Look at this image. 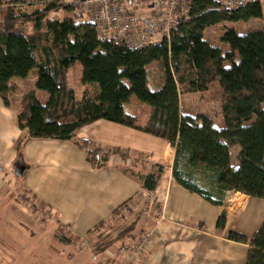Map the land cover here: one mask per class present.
Returning <instances> with one entry per match:
<instances>
[{
	"label": "trees",
	"instance_id": "16d2710c",
	"mask_svg": "<svg viewBox=\"0 0 264 264\" xmlns=\"http://www.w3.org/2000/svg\"><path fill=\"white\" fill-rule=\"evenodd\" d=\"M61 11L74 14L72 6L58 0H0V96L9 106L10 81L31 73L36 88L48 94L46 103L35 91L23 99L18 120L28 134L18 144L20 152L29 140L70 141L85 126L106 120L166 140L176 152L177 182L207 201L222 205L226 192L264 200V27L247 34L229 29L221 37L228 49L205 37L224 23L263 19L262 0L234 11L215 0H193L171 40L142 51L103 41L96 25L75 14L52 17ZM77 64L86 87L81 96L69 85ZM152 65L160 67L153 79ZM213 90L221 100L222 127L209 117L181 113L182 95ZM135 105L147 113L145 118L132 111ZM98 152L89 153L95 165L106 161ZM118 152L129 158L128 152ZM145 170L133 174L144 189L155 192L164 167ZM200 171L216 191L193 181ZM225 224L223 214L218 226ZM131 232L129 227L120 237ZM229 237L248 245L246 264H264V222L250 238L233 232Z\"/></svg>",
	"mask_w": 264,
	"mask_h": 264
},
{
	"label": "crops",
	"instance_id": "0c3cea01",
	"mask_svg": "<svg viewBox=\"0 0 264 264\" xmlns=\"http://www.w3.org/2000/svg\"><path fill=\"white\" fill-rule=\"evenodd\" d=\"M31 74L10 81L9 106L0 96V164L5 169L0 180V258L4 264H9L5 258L11 242L20 253V258H12L18 260L14 264L119 263L145 231H153V244L139 264H246L248 245L229 235L250 238L259 230L264 208L255 214L254 206L262 201L226 192L221 196L223 204L217 205L190 192L173 175L176 152L166 140L99 120L70 141L29 140L20 152L18 144L28 134L20 129L18 120L25 95L35 91L39 100L41 96L44 103L48 100L45 93H39L37 78ZM180 100L182 104V96ZM80 142L87 145L81 147ZM95 150L106 155L102 164L90 161L89 153ZM118 151L128 152L129 158ZM102 156L98 154L99 159ZM19 160L26 168L20 190L14 178ZM137 161L143 165L138 164L136 170ZM150 165L163 166L164 173L155 191L154 212L148 218L141 212L139 198L147 190L133 173L139 169L144 173ZM204 174L192 176L193 181L216 191L212 182L202 178ZM25 196L30 200H23ZM123 209L125 218H131L127 229L131 227L132 232L105 240L106 230L112 231L115 216H123ZM158 210L166 215L160 224ZM223 214L226 224L221 229L218 221Z\"/></svg>",
	"mask_w": 264,
	"mask_h": 264
},
{
	"label": "built area",
	"instance_id": "2783aa9c",
	"mask_svg": "<svg viewBox=\"0 0 264 264\" xmlns=\"http://www.w3.org/2000/svg\"><path fill=\"white\" fill-rule=\"evenodd\" d=\"M60 4L70 5L74 14L96 25L103 41L114 42L131 50L142 51L159 46L164 40L170 41L178 29V20L188 14L193 0H58ZM227 10H238L260 0H215ZM104 152L99 153V157ZM5 173L0 164V180ZM143 216L152 217L156 194L143 191ZM157 224L166 220L165 211H157ZM153 219V218H152ZM153 244V231L139 235L130 250L123 253L119 263L115 261L95 264H139Z\"/></svg>",
	"mask_w": 264,
	"mask_h": 264
},
{
	"label": "rangeland",
	"instance_id": "374dc122",
	"mask_svg": "<svg viewBox=\"0 0 264 264\" xmlns=\"http://www.w3.org/2000/svg\"><path fill=\"white\" fill-rule=\"evenodd\" d=\"M264 2V0H262ZM74 16L73 13H68L65 11H61L56 15H53L52 17L55 18H66V17H72ZM264 27V18L263 19H254L251 20L247 23H224L218 26H215L205 33V37L209 39L213 44L221 46L225 49H228V46L221 40V37L224 35L226 31L229 29H235V31L238 34H247L249 32H252L253 30H256L258 28ZM160 71V67L157 65H152L150 67V72H151V77L152 79L158 75ZM32 76L33 73L31 74ZM81 78H82V66L80 64H77L70 72L69 74V84L73 86V88L77 91V93L80 95V92L83 91V85L81 83ZM34 80V79H33ZM32 83V80H30ZM31 84H28L30 87ZM39 93H45V96L48 97V94L44 91H40ZM39 97V94H38ZM40 100L44 103L45 99L44 96L40 97ZM141 107H138L135 105V108L132 109L133 112H136L141 116V118H145L147 116V113L143 110H141ZM263 109H264V104H263ZM181 110L183 115L185 114H191L194 116H206L209 117L213 120L216 126H222L223 125V116H222V110H221V100L219 98V93L217 90L210 91L204 95H201L199 93H194V94H185L182 95V104H181ZM237 153L232 154L233 156V161L234 164H236L235 161V156ZM141 166L143 164H140ZM181 169H183V166L181 165ZM14 175V174H13ZM198 176V175H203L202 173L199 172H194L193 176ZM208 176L205 175V177H202L204 180L209 181L207 178ZM14 178L16 181H18L17 187L20 190L22 183L24 181V177H17L14 175ZM262 202L259 204H255L254 210L255 214H261L262 210L264 208V200H261ZM262 204V205H261ZM240 207V206H239ZM251 206H249L250 208ZM248 208V209H249ZM250 215L252 214V209H250ZM123 216L117 215L115 216L116 222L114 223L112 231L106 230L105 234L107 236L104 238L105 240L108 239H113L116 235L122 234L125 230H127V227L131 224L130 222V217L127 219V213L125 214L124 209L122 210ZM139 215V213H138ZM264 215V214H263ZM262 215V218H263ZM15 241L16 239L13 238ZM11 251L10 253L7 254V257L5 260L9 264H14L17 263V259H12V258H20L17 257L19 253V249L17 248V245L14 242H11ZM5 262L0 258V264H4Z\"/></svg>",
	"mask_w": 264,
	"mask_h": 264
},
{
	"label": "water",
	"instance_id": "95a60500",
	"mask_svg": "<svg viewBox=\"0 0 264 264\" xmlns=\"http://www.w3.org/2000/svg\"><path fill=\"white\" fill-rule=\"evenodd\" d=\"M25 171H26V168L25 166L23 165L22 161L19 160L18 163L16 164V167H15V173L17 176H24L25 174Z\"/></svg>",
	"mask_w": 264,
	"mask_h": 264
}]
</instances>
